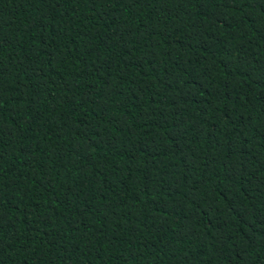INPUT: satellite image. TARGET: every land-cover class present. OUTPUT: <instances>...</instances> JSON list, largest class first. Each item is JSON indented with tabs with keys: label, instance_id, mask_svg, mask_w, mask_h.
Returning <instances> with one entry per match:
<instances>
[{
	"label": "trees",
	"instance_id": "obj_1",
	"mask_svg": "<svg viewBox=\"0 0 264 264\" xmlns=\"http://www.w3.org/2000/svg\"><path fill=\"white\" fill-rule=\"evenodd\" d=\"M0 264H264V0H0Z\"/></svg>",
	"mask_w": 264,
	"mask_h": 264
}]
</instances>
